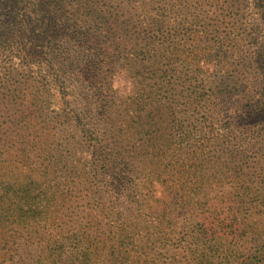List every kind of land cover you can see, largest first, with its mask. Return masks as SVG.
<instances>
[{"label":"trees","instance_id":"trees-1","mask_svg":"<svg viewBox=\"0 0 264 264\" xmlns=\"http://www.w3.org/2000/svg\"><path fill=\"white\" fill-rule=\"evenodd\" d=\"M253 3L264 18V0ZM107 7L102 0H0V264H24L22 253L31 245L39 252L36 264H264V209H250L260 203L252 184L264 178V128L248 147L261 157L254 179L243 165L216 163L221 154L197 163L196 149L164 165L174 170L166 173L161 192L149 186L142 153L121 145L130 129L137 131L143 110L131 101L123 109L126 132L117 128L111 86L116 70L120 77L134 71L128 79L135 85L158 61L163 53L155 38L163 21L156 14L136 24L118 5ZM92 21L99 27L90 28ZM141 83L137 96L153 100L159 83ZM258 84L250 109L264 116V85ZM233 86L225 76L210 88L225 101L236 95ZM54 88L63 103L77 93L95 116L90 121L75 112L77 138L67 154L46 153L43 134L51 130L41 116ZM232 123L223 136L238 128ZM84 147L90 157L77 155ZM65 166L72 179L52 178Z\"/></svg>","mask_w":264,"mask_h":264},{"label":"rangeland","instance_id":"rangeland-1","mask_svg":"<svg viewBox=\"0 0 264 264\" xmlns=\"http://www.w3.org/2000/svg\"><path fill=\"white\" fill-rule=\"evenodd\" d=\"M102 1L107 3V8L118 5L124 17L133 15L136 24L139 20L156 14L163 21L155 38L156 49L159 48L160 54L163 53L158 61L145 69V77L140 78L142 80L135 85L129 80L134 71L129 72L128 79L127 73L125 77H120V70H116L111 86L113 103L117 109L111 116L114 117L117 128L121 127L126 132L127 117L123 109L131 101H139L138 107L143 110L137 131L130 129L121 145L131 149L136 147L142 153L140 168L150 175L149 186L155 185L161 192V182L167 176L166 173L174 170L166 171L164 165L173 164L178 157L187 156V153L196 149L200 150L197 157H201L197 163L207 162L212 155L221 154L216 160L213 158L216 163L243 165L247 168V177L254 179L253 168L261 157L259 152L248 147L250 142L256 141L262 134L264 116L250 107L258 99V83L262 82L264 85V18L253 0ZM88 26H93V29L99 27L95 21ZM258 54L262 56L261 66L255 63ZM142 57L141 55V61L137 59V63H143ZM225 76L233 83V93L236 95L223 101L217 97L218 90H214L216 85L213 88L210 86L218 84ZM152 81L159 83L154 98L142 101L137 96L141 82L149 86ZM253 83L257 86L249 96L248 85L251 89ZM53 91L55 94L50 97L47 111L41 116V123L47 124L51 130L50 134L47 133L48 129L43 134L46 153L57 154L63 150L67 154L77 138L75 112H85L89 116L85 119L90 121H95V116L86 111L89 109L88 105L77 100V93L73 97L67 96L65 100L69 101L63 103L62 93L59 95L55 88ZM160 103L166 105L167 109L163 112L155 109L152 112V108ZM134 108L135 105L130 106V109ZM247 111H250L251 116L246 114ZM126 112L128 115L134 113ZM66 113L70 117H65ZM232 121L238 123V128L233 130L229 138L227 135L223 136V128ZM227 138L231 142L224 152L226 148L223 145ZM88 150V147L80 148L77 155L82 153L84 157H90ZM151 151L156 154L152 160L149 155ZM30 156L33 159L37 157L35 153H30ZM69 170L65 166L62 173L56 171L52 178L57 176L56 181L61 182L62 178L72 179L68 174ZM202 173L197 172V177L202 176ZM212 176H216L215 179L222 177L220 173L213 171ZM78 181L81 182L79 177ZM254 181L253 191L260 195V203L253 202L250 207L255 212L264 209V178ZM117 200L122 208L126 207L125 197ZM92 203L101 207L95 200ZM27 252L22 253L20 261H24V264H36L39 252L32 245Z\"/></svg>","mask_w":264,"mask_h":264}]
</instances>
